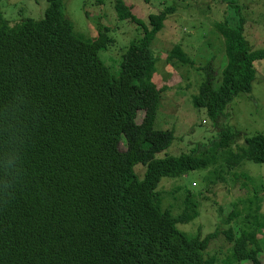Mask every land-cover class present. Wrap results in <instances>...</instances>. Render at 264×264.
<instances>
[{"label": "trees", "instance_id": "1", "mask_svg": "<svg viewBox=\"0 0 264 264\" xmlns=\"http://www.w3.org/2000/svg\"><path fill=\"white\" fill-rule=\"evenodd\" d=\"M44 1L41 21L10 27L0 15V264H215L207 251L217 234L202 240L179 229L199 217L192 197L175 219L158 189L219 162L230 170L247 160L264 165V136L247 137L237 150L240 133L227 127L198 154L157 159L176 135L156 128L168 87L153 80L152 45L176 9L151 16L147 26L133 7L117 2L120 21L143 31L123 54L118 76L102 57L114 45L111 29L100 27L99 37L87 40L65 19V0ZM243 24L217 27L226 57L221 83L215 87L208 65L193 99L214 122L240 93H252L256 62L264 61ZM168 60L193 65L180 46ZM139 165L147 168L143 181L134 172ZM260 212L259 205L247 226L224 233L231 246L225 264H264ZM239 218L234 208L224 224ZM235 229H242L239 241Z\"/></svg>", "mask_w": 264, "mask_h": 264}, {"label": "rangeland", "instance_id": "2", "mask_svg": "<svg viewBox=\"0 0 264 264\" xmlns=\"http://www.w3.org/2000/svg\"><path fill=\"white\" fill-rule=\"evenodd\" d=\"M119 0H65L64 16L72 23L74 32L87 40L99 37L100 27L111 29L114 45L102 57L114 75L120 76V63L132 43L139 42L143 31L131 22H121L116 10ZM133 7V14L149 26V18L168 9L177 13L169 17L165 30L156 37L152 50L157 59L154 82L163 92L160 99L156 128L172 130L176 140L157 159L183 154H198L208 149L225 128L240 133L235 148L244 145L247 137L264 136V61L256 62V80L252 93H240L227 110L214 122L205 109L194 107L193 99L205 81L204 68L211 65L216 74L215 87L221 83L225 64L224 40L217 27L226 24L235 27L243 21L244 34L252 51L264 50V0H122ZM48 4L44 0H2L0 15L7 25L15 27L25 20L41 21ZM182 47L193 60V65L180 61L169 62L173 49ZM145 113L139 112L140 124ZM122 148L126 149V140ZM134 172L143 181L147 168L136 166ZM158 192L163 210L170 211L177 219L184 214L188 197H192L199 217L190 225L179 229L192 237L204 240L217 234L207 251V258L215 257V264H225L230 248L224 235L235 224H246L251 211L260 205L264 222V165L244 162L230 170L224 163L207 171L190 174L182 180L162 181ZM237 208L240 218L231 226L225 219ZM251 209V210H250ZM255 219H251L254 221ZM235 239L242 237V229L234 230ZM263 252L264 231L259 235Z\"/></svg>", "mask_w": 264, "mask_h": 264}]
</instances>
